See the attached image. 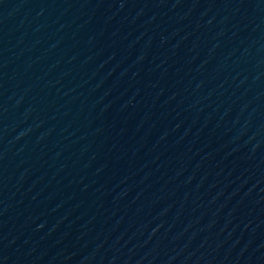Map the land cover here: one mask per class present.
I'll return each instance as SVG.
<instances>
[{
    "label": "water",
    "instance_id": "water-1",
    "mask_svg": "<svg viewBox=\"0 0 264 264\" xmlns=\"http://www.w3.org/2000/svg\"><path fill=\"white\" fill-rule=\"evenodd\" d=\"M0 264H264V0H0Z\"/></svg>",
    "mask_w": 264,
    "mask_h": 264
}]
</instances>
